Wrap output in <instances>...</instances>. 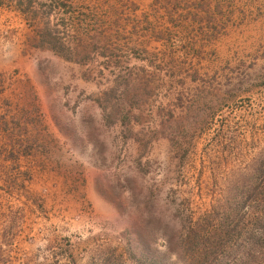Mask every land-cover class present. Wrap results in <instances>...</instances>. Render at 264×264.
Instances as JSON below:
<instances>
[{"label": "rangeland", "instance_id": "1", "mask_svg": "<svg viewBox=\"0 0 264 264\" xmlns=\"http://www.w3.org/2000/svg\"><path fill=\"white\" fill-rule=\"evenodd\" d=\"M51 1L0 0V264H264V0H133L74 61Z\"/></svg>", "mask_w": 264, "mask_h": 264}, {"label": "crops", "instance_id": "2", "mask_svg": "<svg viewBox=\"0 0 264 264\" xmlns=\"http://www.w3.org/2000/svg\"><path fill=\"white\" fill-rule=\"evenodd\" d=\"M160 1L167 0H153L155 4ZM94 2V5H89L88 0H85L82 4L78 3V0L51 1L53 7L50 8V11L53 9H55L54 11H64L65 9L66 16H68L67 20H72L70 26L66 22L63 25L67 28L66 37L67 40L69 39V43L58 42V40L56 42L57 47L60 48L62 45L64 50L73 54L71 61L76 60V54L83 53L84 56V52L90 48L91 42H94L105 51L106 49L115 47L114 41L118 40L124 33L129 34L131 37L145 36L143 33L141 34L143 30L140 29L141 21L139 19L143 12L137 13L140 6L134 3L133 0H94ZM8 5L11 6V9L19 11L23 6L21 2H16V0H8ZM124 15L129 16L125 20L126 24L122 23ZM1 16L3 17L4 14H1ZM78 23L81 24L79 25ZM130 24L133 25V29L131 32H128L126 27ZM5 41L12 43L11 35L7 36ZM123 43L124 47H129L128 43ZM131 46H134L136 49H138L137 47H143L135 43ZM57 47L53 44L52 46H45L44 49L54 51ZM119 63L117 62V64Z\"/></svg>", "mask_w": 264, "mask_h": 264}]
</instances>
